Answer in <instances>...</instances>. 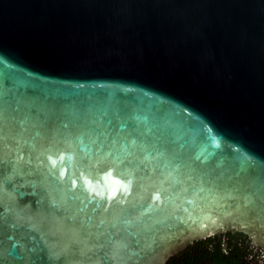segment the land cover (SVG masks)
<instances>
[{"label": "water", "instance_id": "1", "mask_svg": "<svg viewBox=\"0 0 264 264\" xmlns=\"http://www.w3.org/2000/svg\"><path fill=\"white\" fill-rule=\"evenodd\" d=\"M264 252V0H0V264Z\"/></svg>", "mask_w": 264, "mask_h": 264}, {"label": "trees", "instance_id": "2", "mask_svg": "<svg viewBox=\"0 0 264 264\" xmlns=\"http://www.w3.org/2000/svg\"><path fill=\"white\" fill-rule=\"evenodd\" d=\"M166 264H264V252L245 234L225 232L194 241Z\"/></svg>", "mask_w": 264, "mask_h": 264}]
</instances>
